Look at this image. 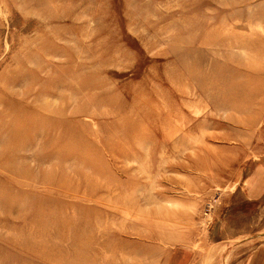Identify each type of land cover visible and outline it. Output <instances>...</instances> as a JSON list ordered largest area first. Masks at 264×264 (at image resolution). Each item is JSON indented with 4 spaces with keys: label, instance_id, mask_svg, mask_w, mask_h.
I'll list each match as a JSON object with an SVG mask.
<instances>
[{
    "label": "rangeland",
    "instance_id": "1",
    "mask_svg": "<svg viewBox=\"0 0 264 264\" xmlns=\"http://www.w3.org/2000/svg\"><path fill=\"white\" fill-rule=\"evenodd\" d=\"M0 264H264V0H0Z\"/></svg>",
    "mask_w": 264,
    "mask_h": 264
}]
</instances>
